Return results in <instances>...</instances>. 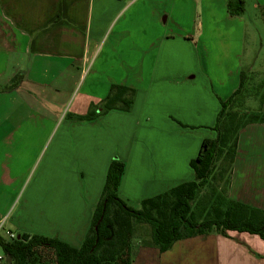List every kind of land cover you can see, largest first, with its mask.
Returning a JSON list of instances; mask_svg holds the SVG:
<instances>
[{
	"label": "crops",
	"instance_id": "crops-1",
	"mask_svg": "<svg viewBox=\"0 0 264 264\" xmlns=\"http://www.w3.org/2000/svg\"><path fill=\"white\" fill-rule=\"evenodd\" d=\"M229 1L0 0L4 238L36 233L80 248L126 124L133 135L119 194L132 207L195 179L190 162L216 137L221 101L239 88L242 71L264 80L256 60L264 0H241L236 16ZM113 85L138 92L133 113L78 120ZM228 197L264 211V123L240 132ZM133 264H264V240L202 235L165 253L140 247Z\"/></svg>",
	"mask_w": 264,
	"mask_h": 264
},
{
	"label": "trees",
	"instance_id": "trees-1",
	"mask_svg": "<svg viewBox=\"0 0 264 264\" xmlns=\"http://www.w3.org/2000/svg\"><path fill=\"white\" fill-rule=\"evenodd\" d=\"M229 12L240 15L244 12V2L230 0ZM22 78L23 73L18 74L13 83ZM251 79L250 71H242L239 88L227 101H221L213 127L216 137L206 138L198 156L190 162L195 173L193 181L144 199L136 209L119 194L126 163L113 159L80 248L58 238L28 233L13 240L0 236V249L7 261L10 264H133L135 225H147L150 230L140 246L156 248L160 253L169 251L180 240L208 234L249 233L264 240V211L228 197L240 132L251 124L264 123V89L252 98L258 101V107L253 109L248 105ZM136 95L133 88L113 85L100 107L92 105L78 120L92 121L113 110L130 112ZM209 189L212 191L201 197ZM213 198L216 199L211 202Z\"/></svg>",
	"mask_w": 264,
	"mask_h": 264
},
{
	"label": "rangeland",
	"instance_id": "rangeland-1",
	"mask_svg": "<svg viewBox=\"0 0 264 264\" xmlns=\"http://www.w3.org/2000/svg\"><path fill=\"white\" fill-rule=\"evenodd\" d=\"M257 58L259 59V61L261 63L264 62V47H260L257 51V54H256V60ZM251 87V91L249 93V96H247V98H250L248 100V105L252 106V105H258V101H253L252 98L253 97H256L258 94L262 93L263 89H264V80L262 79H255V76H253V78L251 79V82L249 84ZM257 92V94L255 95V93ZM138 94V92H137ZM137 95H136V98H135V104L132 108V110L130 112H126L127 114H132L134 109H135V105H136V99H137ZM73 103V100L71 101V105ZM70 110L67 108L65 110V114L68 113ZM132 123V122H130ZM133 133V125H127L125 126V129H124V143H123V150L120 152V161L123 162V159L121 158V156H124L128 147L130 146V143H131V139H132V134ZM111 146V145H109ZM101 152V151H100ZM95 153V152H94ZM96 154V153H95ZM92 153V155H95ZM113 159H119L117 155H115L113 157ZM32 175V173H31ZM31 175H29L28 177V181H30V179L32 178ZM27 181V183H28ZM212 190L209 189V190H205L202 194H201V197H204L206 194H209ZM220 191H223V189H221ZM206 193V194H205ZM225 195H226V190H225ZM21 196V193L19 195V198ZM216 198H213L211 200V202H214ZM134 236H133V247H134V251H135V254L137 253V250L141 247L140 246V243L142 241V239H147L149 234H150V230H149V227L147 225H135L134 227ZM23 234V233H22ZM32 234V233H30ZM36 234V233H34ZM2 253L1 249H0V254Z\"/></svg>",
	"mask_w": 264,
	"mask_h": 264
},
{
	"label": "built area",
	"instance_id": "built-area-1",
	"mask_svg": "<svg viewBox=\"0 0 264 264\" xmlns=\"http://www.w3.org/2000/svg\"><path fill=\"white\" fill-rule=\"evenodd\" d=\"M120 1H124V0H120ZM3 231H5V230L3 229V224L0 223V236H3ZM5 234H6V237H7L8 240H13V239L16 238V235L13 234V233H11V232H9V231H6ZM3 237H4V236H3ZM2 259H3V257L0 256V261H2Z\"/></svg>",
	"mask_w": 264,
	"mask_h": 264
}]
</instances>
